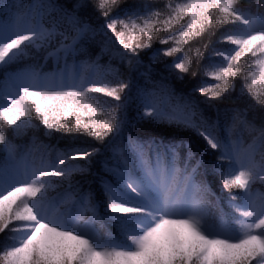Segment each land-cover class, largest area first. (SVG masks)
<instances>
[{
	"label": "snow or ice",
	"instance_id": "6c2138e0",
	"mask_svg": "<svg viewBox=\"0 0 264 264\" xmlns=\"http://www.w3.org/2000/svg\"><path fill=\"white\" fill-rule=\"evenodd\" d=\"M237 2L164 0L162 7L145 5L117 15L113 12L122 0H93V7L105 20L101 30L111 32L123 49L115 51L121 61L126 60L130 67L140 66L141 52L158 42L164 47L153 51L151 59L175 57L172 67L193 77L197 71L191 69L193 62L185 46L209 37L203 51H196L199 67L211 36L231 25L220 40L234 47L212 49V56L220 62L210 63L204 74L214 82H202L195 90L211 103L234 91L240 78L242 93L246 90L255 105L264 109V16L240 11ZM47 7L57 10L55 5ZM63 15L74 34L58 31L55 24L45 27L42 16L22 22L17 14L0 22V67L18 62L29 54V48H49L57 36L61 38L59 46L49 51L48 57L59 63L62 55L65 61V69L58 72L43 73L30 66L7 74L0 84V145L6 153L0 163V234L10 241L0 246V264H264V193L252 190L257 180L264 183V127L257 129L249 123L247 109H232L231 122L221 128L219 119L211 121L202 114L197 119L196 106L190 101L180 103L182 98H176L167 111L156 102V92L139 90L145 109L140 119L175 122L220 153L215 168L222 187L230 194L239 193L229 200L237 213L236 227H229L223 217L213 222L197 195L208 189L195 179L201 161L190 165L195 157L192 143L161 146L129 137L127 144L120 146L108 140L123 133L126 120L121 112L130 82L120 79L118 69L109 68L106 72L114 76L113 83L97 64L87 61H81L80 67L91 70V75H66V69L77 66L75 59L69 66L67 58L83 52V47H78L80 41L89 34L95 36L97 29L74 13L65 11ZM157 87L168 92L166 85ZM33 119L48 135L80 134L111 147V163L108 159L103 162V172L109 178L101 177L100 183L108 211L114 214L110 220L126 242L111 235L103 237L93 226L97 206L91 192L81 194L79 201L92 212L90 220L56 210L48 198L53 186L50 177L69 179L74 172L85 171L68 161L91 162L100 148L59 151V163L44 159L38 164L29 162L27 154L17 158L6 129L19 132L35 127ZM241 128L256 133L251 142L245 143L242 135L235 134ZM181 148L186 149L182 166ZM237 199L241 203H233Z\"/></svg>",
	"mask_w": 264,
	"mask_h": 264
},
{
	"label": "trees",
	"instance_id": "16d2710c",
	"mask_svg": "<svg viewBox=\"0 0 264 264\" xmlns=\"http://www.w3.org/2000/svg\"><path fill=\"white\" fill-rule=\"evenodd\" d=\"M164 0H122L119 8L113 12V15L122 14L125 9L143 8L145 5L151 7H162ZM55 5L57 10L52 11L47 6ZM236 7L252 16H264V0H238ZM74 13L81 21L89 23L93 28L97 29V34H91L84 37L78 47H83L84 51L78 53L75 58L69 56L67 63L69 66L73 64L75 59L76 67H69L65 70L66 75L71 73L77 76L83 75L88 77L91 75V70L80 67L81 61L88 63H95L99 66L102 74L106 78L116 82L114 76L106 72L107 69H118L120 79L130 82V88L125 90L127 96L126 107L122 110L121 115L126 120L123 133L108 138L113 145L124 146L127 144L129 137L136 140L155 145L168 144H182L192 143L195 152V157L190 162L194 165L197 160L201 161V166L196 175V182L207 186V192L197 193L205 205V210L212 217L213 222L218 223L219 219L223 217L224 222L232 228L236 227L234 217L237 213L229 205L231 195H238V191L229 193L222 187L221 175L215 168L217 165V157L220 155L218 151H213L207 148L206 144L201 138L195 137V134L182 125L175 122L168 123L166 121L157 122L151 118L143 116V105L138 97L139 90L146 92H156L155 99L159 101L162 106L169 107L175 105L176 98H182L180 103L185 100L190 101L196 106L197 119L200 114L204 118L211 121L219 119L220 126L223 128L225 123L231 122L232 109L245 110L246 119L255 128L264 127V109L247 95L246 90L242 93V79L238 78L235 81L236 87L234 91L225 94L221 100L212 101L209 103L207 99L199 94L197 89L205 84L213 83L209 77L204 73L209 67L210 63L220 62L219 57L212 56V49L227 50L233 45L227 42H221L222 35L227 33L232 26L226 25L224 28L217 31L211 36V44L209 49L204 53V58L200 60V65L197 67L196 56L197 49L203 51V44L207 43L209 37L204 36L203 40L190 41L185 50L188 51L190 59L192 60L191 69L197 71V76L193 77L189 73H181L179 70L172 67V62L175 57H159L152 60V52L158 48L164 47L158 42H154L151 49H145L140 54L142 64L138 67H130L127 61H121L115 55V51H123L115 37L107 29L101 30V26L105 23L103 17L99 15L93 7V0H0V22H5L8 18L19 14L22 22L39 19L42 16V23L51 28L54 24L58 31L68 30L71 33L70 26L67 23L64 12ZM105 33H107L105 35ZM161 36L166 35L161 32ZM60 41V40H59ZM58 43L51 44L47 49L37 50L29 48V54L23 57L16 63L6 65L0 68V84L5 80L9 73L24 70L30 66L36 67L43 73H52L53 71H60L65 69V61L61 55L59 63L54 57H48V52L59 46ZM190 48V50H189ZM180 55V54H177ZM45 57H48L45 59ZM180 77H183L182 79ZM163 84L167 86L168 92L164 93L160 90L158 85ZM101 98V100L110 101L115 104L111 98L103 97L101 94H94ZM251 106V107H250ZM35 127H27L21 129L19 132L13 128H7V136L9 141L16 147L17 158L27 154L29 162L35 161L37 164L41 159L47 161H54L59 163L57 153L59 151L67 150L68 148L88 149L90 146L100 148V153L93 156L91 162L85 160L68 161L69 164H78L85 168L83 172H74L69 179H62L60 177H50L53 186L48 190V198L54 202L58 212L68 213L73 216L79 215L83 220H90L92 212L87 205L80 201L81 194L91 192L93 194V203L96 204V220L94 227L98 230L101 236L106 237L111 235L113 238L122 242H126V238L121 236L116 225L111 222V214L107 208V198L103 194L100 179L101 177L108 179V175L103 172V162L108 159L111 163L112 151L111 147H105L98 144L92 138L80 134H63L52 132L51 135L46 134L48 130L40 125L39 121L33 119ZM223 134V133H222ZM236 135H242L245 143L251 142L252 136L255 132L249 133L244 129H239ZM3 145H0V163L5 159L6 153L3 151ZM181 166L183 165V158L186 154V149L181 148ZM259 158V156L257 157ZM52 170V169H50ZM71 184V188L69 185ZM253 191L264 193V183L255 182L252 186ZM71 194V196H70ZM70 196L75 200L74 204H61ZM235 204L241 203L239 199L233 201ZM10 243L5 238V234H0V246Z\"/></svg>",
	"mask_w": 264,
	"mask_h": 264
},
{
	"label": "rangeland",
	"instance_id": "374dc122",
	"mask_svg": "<svg viewBox=\"0 0 264 264\" xmlns=\"http://www.w3.org/2000/svg\"><path fill=\"white\" fill-rule=\"evenodd\" d=\"M45 26V25H44ZM45 27H47V26H45ZM61 38L59 37V36H57L56 37V39L53 41V44H55V43H58V41L60 40ZM1 68V67H0ZM156 102L157 103H159L160 104V106L162 107V108H164L165 110H167V111H170L171 110V108H169V107H164V106H162V104L159 102V101H157L156 100ZM144 111H145V109H144V107H143V113H144ZM164 121H166V120H164ZM167 122V121H166ZM256 182H260L259 180H257ZM253 193L255 194V193H260L259 191H253ZM71 196V195H70ZM70 196H68L67 197V199H65V201H64V203H61V204H74V202H75V200H73V199H71L70 198ZM57 210V209H56Z\"/></svg>",
	"mask_w": 264,
	"mask_h": 264
}]
</instances>
